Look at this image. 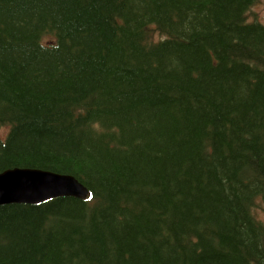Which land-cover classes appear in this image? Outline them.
I'll list each match as a JSON object with an SVG mask.
<instances>
[{
	"label": "trees",
	"instance_id": "1",
	"mask_svg": "<svg viewBox=\"0 0 264 264\" xmlns=\"http://www.w3.org/2000/svg\"><path fill=\"white\" fill-rule=\"evenodd\" d=\"M260 1L0 0V264H264Z\"/></svg>",
	"mask_w": 264,
	"mask_h": 264
},
{
	"label": "water",
	"instance_id": "2",
	"mask_svg": "<svg viewBox=\"0 0 264 264\" xmlns=\"http://www.w3.org/2000/svg\"><path fill=\"white\" fill-rule=\"evenodd\" d=\"M90 191L73 176L52 171L14 168L0 173V206L36 205L60 197L87 200Z\"/></svg>",
	"mask_w": 264,
	"mask_h": 264
},
{
	"label": "rangeland",
	"instance_id": "3",
	"mask_svg": "<svg viewBox=\"0 0 264 264\" xmlns=\"http://www.w3.org/2000/svg\"><path fill=\"white\" fill-rule=\"evenodd\" d=\"M255 19L264 22V0H261L255 6L251 8L249 22L254 21ZM250 23H253V22H250ZM154 38L156 39V36ZM158 38L160 39L159 36ZM1 134L2 135L7 134V129L1 128L0 135ZM260 206L262 209L257 210V216L264 222V203L260 202Z\"/></svg>",
	"mask_w": 264,
	"mask_h": 264
},
{
	"label": "bare ground",
	"instance_id": "4",
	"mask_svg": "<svg viewBox=\"0 0 264 264\" xmlns=\"http://www.w3.org/2000/svg\"><path fill=\"white\" fill-rule=\"evenodd\" d=\"M75 179H76V178H75ZM76 180H77V179H76ZM77 181H78V180H77ZM78 182H79V181H78ZM90 193H91V192H90ZM91 197H92V196L90 195V197H89L87 200L91 199ZM87 200H84V201H87Z\"/></svg>",
	"mask_w": 264,
	"mask_h": 264
}]
</instances>
